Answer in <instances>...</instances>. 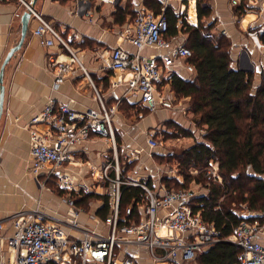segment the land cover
Here are the masks:
<instances>
[{"label": "crops", "instance_id": "0c3cea01", "mask_svg": "<svg viewBox=\"0 0 264 264\" xmlns=\"http://www.w3.org/2000/svg\"><path fill=\"white\" fill-rule=\"evenodd\" d=\"M87 1L89 2L88 15L77 13L79 0H37L33 8L73 48L87 74L72 61L68 51L56 40L53 47H47L44 44V40L54 39V37L51 33H46L44 38L35 34L40 23L33 14L21 49L5 66L3 82L5 101L0 119V221H4L5 236H11L15 231L12 219L15 214L21 211L32 212L40 206L41 211L48 216L49 223L57 225L59 221L68 220L71 207L68 199L74 200V195L82 197L88 194L75 191L70 195L53 183L47 185L53 191L42 189L39 180L32 172L34 161L31 155V129L35 126L31 124V121L45 109L51 99L58 104L69 105L75 111L85 112L89 108L98 107L95 91L97 89L107 108L115 109L112 121L120 154L126 156L127 161L128 157L133 159L131 163L126 162L121 165L122 171L125 172L126 167L135 165L134 170H127L128 179L145 184L151 182L150 187L161 193L164 190H170L164 182L167 178H174L184 183L183 176L165 173L160 167L162 160L166 161L174 156L173 153L164 149L168 142L184 144L182 148L184 151L196 141H201L206 132V127L197 126L193 113L189 111L190 98H177V104H180L183 111L175 108L152 112L143 105L137 92L128 91L127 75L114 70L111 66L112 53L116 47L121 46L127 51L135 52L133 45L122 35V32L131 26L133 15L130 13L125 16V19L121 18L118 15L119 9L128 8L134 14L142 10L154 12L148 8L147 0H111L108 3L102 0ZM158 1L162 3V12L164 8L167 11V8L171 6L177 13L185 15L190 25H199L197 0ZM26 2L31 5L34 0H26ZM210 6L211 21L216 23L213 34L224 35L231 41L234 68H240L238 58L241 51L245 49L251 54L256 65V72L259 74V69H264V55L255 49L248 37L247 29L250 24L264 25V0H261V4L254 8L248 6L247 0H241L240 5H233V0H211ZM27 10L22 0H0V74L8 54L21 40L22 18ZM192 11L194 17H191ZM184 12H188V19ZM188 37L189 33L182 29L177 36H167L171 40V48L186 45ZM169 51V49H146L144 55L161 58ZM51 54L58 55L59 60L68 63L70 67L66 81L58 90L53 88L55 75L49 64ZM160 62L165 75L164 84L169 85L170 88L171 85L165 81H168L173 74L181 77L191 74L184 67L185 60L177 61L172 68L166 67L162 59ZM124 105L135 108H131L127 113L121 109ZM173 123L177 127H172ZM37 128L44 134L48 133L45 127ZM150 132L154 135L149 134ZM177 133L181 136H173ZM160 135L167 136L162 143L156 140ZM151 137L158 142L156 148H151L148 143ZM118 139L121 142H118ZM164 144L165 147H163ZM112 156L110 141L93 136L92 139L75 147L73 162L62 170L76 184L87 182L92 185L90 193L108 197L111 211L106 218L112 213L108 188L106 185L99 184L93 173L97 175ZM43 178L41 177L42 180ZM219 182L222 181L219 180ZM193 183L203 188L195 180ZM204 190L203 193L208 194V190L205 188ZM199 195L196 192V197ZM96 204L100 205L93 212L83 210L81 206L75 204L80 209L78 222L83 228L107 232L106 218L103 219L99 215L104 201L96 200ZM240 215L252 216L246 210V205L243 206ZM262 215L263 213L254 214L256 217ZM261 219L264 220V217ZM62 229L69 231L64 225ZM78 236L77 232L71 233L72 238ZM131 251L137 252L135 249ZM137 254L140 255L141 264H153L144 250H139ZM199 258L195 261L197 264H199ZM17 260L18 253L0 240V264H16ZM63 264H78V261L67 257Z\"/></svg>", "mask_w": 264, "mask_h": 264}, {"label": "built area", "instance_id": "2783aa9c", "mask_svg": "<svg viewBox=\"0 0 264 264\" xmlns=\"http://www.w3.org/2000/svg\"><path fill=\"white\" fill-rule=\"evenodd\" d=\"M22 1L40 23L35 34L44 38L46 33H51L54 39L44 40V44L53 47L56 40L68 51L72 61L87 74L65 39L26 0ZM102 1L108 3L111 0ZM240 4L241 0H233V5ZM247 4L253 8L258 7L261 0H247ZM88 5L87 0H79L77 13L88 15ZM168 32L166 8L158 15L149 10L139 11L131 26L122 32L135 52L119 46L112 53V68L127 75L128 91L137 92L143 105L152 112L175 108L183 111L180 104H177L174 91L164 84L165 75L160 59L168 68L174 67L177 61L185 60L186 70L189 73L196 71L194 65L187 62L193 56L191 49L185 45L171 48V40L166 37ZM247 34L255 49L264 55V43L261 40L264 25L250 24ZM146 49L170 51L159 58L145 56ZM49 64L55 75L53 88L58 90L66 81L70 67L68 63L60 61L56 54L50 55ZM238 64L242 70L256 71L248 50L241 51ZM95 91L98 102L96 108L78 112L69 105H61L51 99L45 109L31 121L35 126L31 129V155L34 161L32 172L42 189L52 190L47 185L53 183L70 195L75 191L90 193L92 185L87 182L76 184L62 170L73 162L77 145L93 136L108 139L113 156L97 175L93 173L96 181L108 188L112 204V213L105 220L108 231L81 227L78 222L80 209L70 198L68 220L59 221L57 225L49 223L48 216L41 211L40 206L32 212L21 211L12 217L15 231L11 236H5L4 221H0V240L18 253L16 264H63L67 257L75 259L78 264H141L140 255L137 254L139 250H144L153 264H197L195 261L207 249L223 242L233 244L241 250V264H264V220L261 219L264 212L253 221L241 222L229 236H224L201 213L194 212L196 192L193 189H171L161 193L145 183L131 181L124 176L112 121L115 109H108L98 90ZM37 127H45L48 133L44 134ZM148 143L151 148L158 146L153 137L149 138ZM132 161L133 159L128 158L129 163ZM210 165L212 168H209L207 174L220 178L218 163L212 161ZM41 177H44L43 180ZM123 186L141 187L146 193L139 223L131 220L132 207L126 209L122 218L120 204ZM121 219L126 223L121 224ZM63 225L69 229L68 232L62 229ZM72 232L79 233V236L72 238ZM131 249L137 252L133 253Z\"/></svg>", "mask_w": 264, "mask_h": 264}, {"label": "trees", "instance_id": "16d2710c", "mask_svg": "<svg viewBox=\"0 0 264 264\" xmlns=\"http://www.w3.org/2000/svg\"><path fill=\"white\" fill-rule=\"evenodd\" d=\"M210 1L197 0L198 26L190 25L185 15L171 6L166 11L169 21L166 37L177 36L180 29L189 33L185 46L191 49L193 56L187 62L193 64L196 71L187 77L173 74L165 82L171 85L178 99L190 98L189 111L195 123L199 128L206 127L201 141L167 160H178L180 174L187 183L195 180L208 190V194L194 198L193 210L201 213L224 236H229L241 222L253 221L254 214L264 212V69H259L258 74L234 68L231 41L224 35L213 34L216 23L211 21ZM147 6L157 15L162 12V3L158 0H147ZM119 11L121 18L125 19L130 13L136 17L128 8ZM191 17H194L193 11ZM261 40L264 43V35ZM131 108L135 107H121L127 113ZM172 127L177 125L173 123ZM212 161L218 163L220 178L206 173ZM193 168L199 171L197 176L189 174ZM164 182L170 190L174 186L187 188V183L174 178ZM147 185L152 186L151 182ZM74 200L81 207L92 200H103L99 212L103 219L111 211L107 196L88 193L82 197L74 195ZM145 202L146 193L141 187L123 186L122 218L126 209L132 207L131 220L139 223L140 207ZM245 205L252 216L240 215ZM124 223L121 219V224ZM240 257L241 250L237 246L223 242L204 253L199 264H241Z\"/></svg>", "mask_w": 264, "mask_h": 264}, {"label": "rangeland", "instance_id": "374dc122", "mask_svg": "<svg viewBox=\"0 0 264 264\" xmlns=\"http://www.w3.org/2000/svg\"><path fill=\"white\" fill-rule=\"evenodd\" d=\"M184 13H186L187 15V19H188V12H184ZM189 22V21H188ZM185 36L187 37V34L185 33ZM185 42H186V39H185ZM259 79V78H258ZM149 134H153L154 135V133L153 132H150ZM155 135H157V133L155 134ZM200 135H202V132L200 131ZM166 138H167V136L165 135H160V137H159V139L157 138L156 140L158 141V142H160V143H162L164 140H166ZM120 139V138H119ZM118 139V140H119ZM118 142H121V140H119ZM163 147H165V144L163 145ZM184 147V144H180V143H172V142H168V145L166 146V148H164L166 151H168V152H171V153H173V155L175 156V155H178V154H180L181 153V151H182V148ZM173 156V157H174ZM129 158V157H128ZM120 162H121V165H124V163H126V162H128L127 160H126V156H122L121 154H120ZM161 168H163L164 169V172L165 173H171V175H177L178 177H179V175H181L180 173V169H179V165H178V160L177 159H171L170 161H168V160H162L161 161V166H160ZM209 168H212L211 167V165H210V167ZM208 168V170H206V173H208L209 172V169ZM135 169V165H133L132 164V166L130 167V166H128V167H126V169H125V172L123 173L124 174V176L126 177V178H128V176L126 175V172H127V170L129 171V170H134ZM191 171H190V175L191 176H197L198 175V173H199V171H197L196 169H190ZM164 173V174H165ZM163 175V174H162ZM182 176V175H181ZM209 176V175H208ZM211 177H214L213 175H210ZM132 177V176H131ZM183 179V181H184V183H187L186 182V180H184V178H182ZM194 181V180H193ZM193 181H191L190 183H187L185 186L187 187V188H191V189H193L195 192H197V193H199V194H201V193H203V192H205V190H204V188H201L200 186H197V184L196 183H193ZM173 189H177V187L176 186H174V188ZM99 205L100 204H96V200H92L91 201V203L90 204H86L85 205V207H81V208H83V210H87V211H91V212H93V211H95V208L96 207H99Z\"/></svg>", "mask_w": 264, "mask_h": 264}, {"label": "water", "instance_id": "95a60500", "mask_svg": "<svg viewBox=\"0 0 264 264\" xmlns=\"http://www.w3.org/2000/svg\"><path fill=\"white\" fill-rule=\"evenodd\" d=\"M37 0H34L33 4H31L32 9L34 8V5L36 3ZM32 17V12L28 9L27 12L23 15L22 18V23H23V27H22V37L21 40L19 42V44L14 47L10 53L8 54L6 61L4 63V66L2 67L1 70V74H0V119L2 117L3 114V110H4V101H5V87H4V72H5V66L8 64V62L11 60V58L14 56V54L21 49L25 38L27 36L28 33V28H29V22L31 20Z\"/></svg>", "mask_w": 264, "mask_h": 264}, {"label": "bare ground", "instance_id": "6f19581e", "mask_svg": "<svg viewBox=\"0 0 264 264\" xmlns=\"http://www.w3.org/2000/svg\"><path fill=\"white\" fill-rule=\"evenodd\" d=\"M192 74V73H191Z\"/></svg>", "mask_w": 264, "mask_h": 264}]
</instances>
